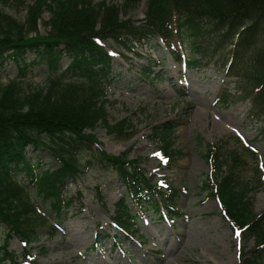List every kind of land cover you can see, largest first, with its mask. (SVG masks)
<instances>
[{
  "label": "trees",
  "instance_id": "16d2710c",
  "mask_svg": "<svg viewBox=\"0 0 264 264\" xmlns=\"http://www.w3.org/2000/svg\"><path fill=\"white\" fill-rule=\"evenodd\" d=\"M142 1L143 17L135 24L131 14ZM18 3L25 10L22 21L0 11V73L7 60L17 65L13 79L0 81V228L5 234L0 243V264H21L6 249L7 239L16 237L27 244L40 227L29 194L48 201L56 215L71 203L62 191L66 180L80 172L77 154L83 151L93 150L98 159L114 168L139 209L155 213L164 207L166 212L178 213L172 205L177 195L174 188L169 193L157 190L144 176L137 158H128L127 150L117 155L104 152L92 133L101 125L108 133L131 134L125 131L126 120L112 125L106 121L103 94L110 83V67L102 43L107 39L125 48H129L130 39H159L175 58L179 57L178 43L186 48L188 64L196 62L195 54L205 58L228 48L225 73L236 79V91L249 100L255 117L264 115V0ZM43 13L47 15L45 21L41 19ZM40 23L45 29L42 34L38 31ZM27 54L33 56L28 65L44 68L43 87L21 81ZM62 57L68 59L64 68L58 63ZM138 74L146 75L144 71ZM231 101L224 92L220 102ZM173 128L169 122L154 127L164 154L175 152L170 140ZM260 133L264 136V124ZM27 145L40 147L58 166L44 168L42 156H26ZM201 156L210 167L202 190L216 199L223 217L240 233L239 238L253 242L251 251L240 249L239 264H262L264 214L258 215L251 208L252 195L261 186L255 154L229 136L206 145ZM17 174L23 180L16 179ZM153 194L158 196L156 200ZM129 218L120 201L116 219L125 233L131 226Z\"/></svg>",
  "mask_w": 264,
  "mask_h": 264
},
{
  "label": "rangeland",
  "instance_id": "374dc122",
  "mask_svg": "<svg viewBox=\"0 0 264 264\" xmlns=\"http://www.w3.org/2000/svg\"><path fill=\"white\" fill-rule=\"evenodd\" d=\"M17 1L0 0V11L22 21L25 10ZM106 1L121 3V0ZM143 11L144 1L131 14L135 24L142 19ZM41 19H47L46 13ZM38 31L40 34L45 31L41 23ZM106 42L109 44L110 40ZM158 43L159 40L148 37L140 41L132 39L130 49L118 46L113 49L115 54L104 46L111 54V81L103 98L106 121L112 125L126 120L124 127L132 134L108 133L101 125L92 133L105 152L115 155L128 150V157L138 159L147 179L162 187L175 188V207L181 214L173 218L165 214L167 221L161 222L149 213L135 216L137 203L126 195L115 170L99 161L93 150L83 151L77 154L81 170L67 179L62 193L65 199L79 201L82 210L73 214L76 209H63L61 212L67 211V214L60 212L58 216L48 201L37 198L35 193L29 194L40 227L35 231V239L25 247L15 237L7 239L6 249L17 260L23 258L21 254L26 249L30 264H238V238L219 214L217 202L201 188L209 171L201 154L207 144L222 136L233 134L244 142L255 153L261 174V186L252 195L251 208L256 214H263L264 137L259 129L264 115L256 118L249 111V103L237 99L238 83L224 73L222 61L226 58L223 60L220 54L199 57L194 65L181 70ZM179 50L183 52L182 47ZM32 57V54L25 56L27 66L22 70L21 81L43 87L45 71L41 65H28ZM183 57L184 53L180 60ZM65 63L66 59H61L60 66L64 67ZM139 70H144L146 76H138ZM16 74L17 65L7 60L1 69L0 81L5 83ZM224 89L236 99L227 107L217 104V95ZM165 121L174 126L171 148L178 151L169 159L160 156L161 144L154 129ZM25 151L29 158L42 156L44 168L58 166L40 147L28 145ZM16 179L23 180L21 174ZM120 201L132 214L131 236L112 225L96 226L105 213L111 218L115 216ZM4 235L0 228V243ZM242 247L244 251L251 249L252 240L242 242Z\"/></svg>",
  "mask_w": 264,
  "mask_h": 264
},
{
  "label": "snow or ice",
  "instance_id": "6c2138e0",
  "mask_svg": "<svg viewBox=\"0 0 264 264\" xmlns=\"http://www.w3.org/2000/svg\"><path fill=\"white\" fill-rule=\"evenodd\" d=\"M236 235H237V236H239V235H240V233H239V232H237V233H236Z\"/></svg>",
  "mask_w": 264,
  "mask_h": 264
}]
</instances>
